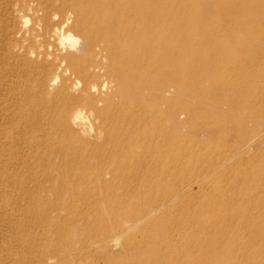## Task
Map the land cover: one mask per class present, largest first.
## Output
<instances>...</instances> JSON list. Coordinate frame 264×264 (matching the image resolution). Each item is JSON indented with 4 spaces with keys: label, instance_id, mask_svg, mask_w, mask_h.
<instances>
[{
    "label": "bare ground",
    "instance_id": "bare-ground-1",
    "mask_svg": "<svg viewBox=\"0 0 264 264\" xmlns=\"http://www.w3.org/2000/svg\"><path fill=\"white\" fill-rule=\"evenodd\" d=\"M257 1L49 0L57 11L47 15L52 29L42 34H36L43 21L39 12L34 10L29 30L25 9L16 5L26 24L16 38L25 33L39 45L27 54L47 91L44 106L55 122L50 132L63 128L71 135L58 139V145L113 155L115 166L160 170L179 162L177 154L162 155L179 152L183 134L190 143L209 145L219 138L225 148L235 145L232 158L220 161L198 154L213 180L202 197L222 192L210 210L261 229L264 239V169L258 159L234 179L215 177L233 159L264 144V2ZM23 46L13 49L23 51ZM184 119L193 123L187 130ZM239 181L248 190L229 193L227 187ZM184 196L182 189L168 191L165 203ZM230 202L246 203V208L230 210ZM160 210L145 207L132 222L156 226ZM225 224L219 221L216 228L221 231ZM113 232L116 239L123 236Z\"/></svg>",
    "mask_w": 264,
    "mask_h": 264
},
{
    "label": "rangeland",
    "instance_id": "rangeland-1",
    "mask_svg": "<svg viewBox=\"0 0 264 264\" xmlns=\"http://www.w3.org/2000/svg\"><path fill=\"white\" fill-rule=\"evenodd\" d=\"M48 1L0 0V264H264L261 229L212 212L222 192L202 197L213 180L199 155L232 158L235 145L225 148L219 138L209 145L190 143L183 134L179 152L163 153L166 158L180 156L175 168L165 170L115 166L113 155L58 145L71 135L63 128L50 132L55 122L44 106L47 91L27 54L28 49L37 52L39 45L25 33L15 36L26 25L15 13L16 5L25 9L29 30L34 28V10L43 18L36 34L52 29L47 15L57 9ZM238 14L246 15L243 10ZM19 44L23 51L13 49ZM184 125L187 130L193 123L184 119ZM263 150L264 144L233 159L215 177L234 179L250 168L252 159L264 169ZM205 178L210 181L203 183ZM227 188L234 193L249 187L240 182ZM179 189L186 196L165 203L167 192ZM152 205L161 207L158 225H135L132 220ZM227 207L244 211L246 203L230 202ZM219 221L226 223L221 231L216 228ZM117 230L123 232L120 239L112 236Z\"/></svg>",
    "mask_w": 264,
    "mask_h": 264
}]
</instances>
